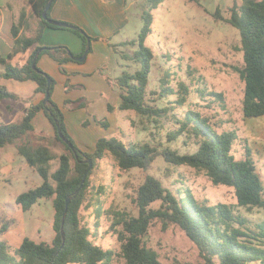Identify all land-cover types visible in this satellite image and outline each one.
<instances>
[{
    "label": "trees",
    "instance_id": "obj_1",
    "mask_svg": "<svg viewBox=\"0 0 264 264\" xmlns=\"http://www.w3.org/2000/svg\"><path fill=\"white\" fill-rule=\"evenodd\" d=\"M24 1L29 11L24 8L18 17H14L11 27L14 45L7 58L26 52L32 46L35 48L24 64L14 65L7 58L0 57V64L4 66L0 76L19 81L32 80L37 84L36 92L46 94L49 89L50 95L46 104L41 102L28 108L21 121L0 124V148L15 145L27 165L43 178L41 184L20 193L16 202L23 211H29L41 199H52L55 235L51 242H38L24 237L18 247L12 250L2 238L12 227L13 220H1L0 264H111L115 255L121 256L126 264H164L158 251L145 241L156 223H161L164 230L172 225L178 226L197 245L205 264H264V220H252L240 210L244 208L246 213L252 214L256 208L264 209V185L252 149L246 146L244 157L237 158L233 152L238 139L235 129L219 131L218 126L211 122L210 116L198 110L189 109L183 116L172 112L169 116L171 108L150 103L148 86L155 52L146 41L154 32L152 11L164 0H145L146 8L141 14L144 24L138 37L112 45L118 56L119 67L112 85L120 96V110L134 111L155 121L160 118L172 120L175 128L169 129L167 140L171 142L183 137L185 145L196 147L193 152L181 153L171 147L159 150L150 142L125 143L117 137H100L93 151L82 149L68 131L64 112L53 98L56 84L54 77L38 66V57V69L33 67L32 62L38 52L40 55L47 53L59 63L60 70L67 73L64 65L73 59L69 55L71 50L65 46H36L47 27L75 32L83 40V50L88 45V38H94L89 37L79 26L71 29L51 24L44 19L43 12L49 0ZM55 1L47 11L49 18H52L51 10ZM1 13L0 7V15ZM225 13L226 15L218 6L213 16L234 26L240 34L239 49L243 52V64L234 69L244 82V115L248 118L264 116V0H234ZM29 32L31 34L28 35ZM73 55L80 56L75 53ZM128 61L130 64L126 65ZM170 76L171 73L168 72L162 80V91L168 95L181 94L180 100L176 99L181 104L187 99L190 86L180 80L177 92L170 84ZM211 95L219 99L223 97L218 92H212ZM11 98L16 99L18 96L0 84V101ZM109 109L113 110V107L109 105ZM42 110L54 126L53 136L35 133L33 121ZM57 122L73 148L61 137ZM99 123L105 128L110 126L109 121ZM38 139L56 140L63 145L64 151L59 153L50 145L41 142L36 144L34 140ZM108 154L113 155L116 165L122 171L135 167L147 169L158 156H163L167 163L176 167L190 166L204 172L214 185L233 188L237 202L211 203L208 199L196 198L191 190L182 196L166 188L161 179L148 175L134 197L139 209L138 215H131L115 206L105 210L111 220V232L117 235L120 242L121 250L117 253L112 248L96 243L91 238L94 233L83 220L82 208L85 201L89 196L91 200H95L96 190L91 181V169L81 191L76 194L89 168L88 160H92L95 167ZM54 162L58 163L55 169ZM69 196H72V201L64 223V242L62 222ZM158 201L160 206L154 207L153 204ZM101 208L98 200L95 208L98 217L102 214Z\"/></svg>",
    "mask_w": 264,
    "mask_h": 264
},
{
    "label": "rangeland",
    "instance_id": "obj_2",
    "mask_svg": "<svg viewBox=\"0 0 264 264\" xmlns=\"http://www.w3.org/2000/svg\"><path fill=\"white\" fill-rule=\"evenodd\" d=\"M233 2L234 0H164L152 11L154 32L148 37L146 44L154 49L155 58L150 74L148 97L153 105L171 108L169 116L172 112L183 116L187 110L194 109L210 116L211 122L218 126L219 131L235 129L238 139L234 144L233 152L237 158H243L245 147L249 146L252 149L264 185V116L248 118L244 115V82L234 69L243 64V52L239 49L240 34L234 26L213 16L218 6L226 15L227 8ZM0 7L19 15L27 5L24 0H0ZM145 8V0H138L132 8H129L131 24L117 37L118 41L138 37L144 24L141 14ZM27 10L29 11V7ZM72 34L82 42L77 34ZM55 46H65L72 51L67 43ZM129 64V61L126 62V65ZM117 72L119 73V67ZM168 72L171 73L170 84L175 87V91H179L180 80L190 86L187 99L181 104L176 102V99L180 100L182 97L181 94L168 95L162 91V80ZM212 92L221 93L223 97L219 99L211 95ZM118 115L113 131L105 132L102 136L117 137L125 143L150 142L159 150L171 147L181 153H187L196 149L193 145H185L183 137L171 142L167 140L169 129L175 128L172 120L160 118L155 121L153 118L127 110H120ZM81 132L89 139L92 134L97 135L96 131L91 133V130L86 128ZM34 141L36 144L41 142L50 145L56 152L64 151L63 145L56 140ZM8 148L12 146L9 145ZM57 165L58 163L54 162L53 168L55 169ZM93 166L91 181L96 190L95 200H91L89 196L85 201V206L82 208L83 220L94 233L91 238L96 243L105 248H112L117 253L121 250L120 242L117 235L111 232V220L105 210L115 206L130 212L131 215H138L139 209L134 197L148 175L161 179L166 188L182 196L191 190L196 198H205L211 203L237 202L233 188L214 185L204 172L190 166H173L167 163L163 156H158L147 169L135 167L129 171H122L110 154L105 155L95 167ZM32 171L33 177L30 178L32 180L27 186L24 188L21 187L23 185L8 186L6 189L2 187L0 197L2 199L9 197L8 194L12 190L21 193L24 189L41 184L43 178L34 169ZM179 190L181 193H178ZM98 200L102 206L100 217L95 211ZM153 206L159 207L160 201ZM240 210L252 220H264V209L256 208L252 214L246 213L244 208ZM54 214L52 199H41L29 211H23L15 202L0 206V222L6 221V218L13 220L12 227L3 235L2 240L7 241L12 250L18 247L24 237H30L38 242H51L55 235ZM145 241L148 246L158 251L160 260L164 264H205L197 245L178 226L172 225L164 230L161 223H156L151 227ZM111 264L126 263L121 256L115 255Z\"/></svg>",
    "mask_w": 264,
    "mask_h": 264
},
{
    "label": "crops",
    "instance_id": "obj_3",
    "mask_svg": "<svg viewBox=\"0 0 264 264\" xmlns=\"http://www.w3.org/2000/svg\"><path fill=\"white\" fill-rule=\"evenodd\" d=\"M137 2L138 0H56L52 7L53 19L76 24L94 38L91 39V51L84 61L72 59L65 63L67 73L60 70L59 63L49 54L38 55V66L56 81L53 98L64 112L68 131L84 150L93 151L97 140L105 132H112L118 121L120 96L112 85L118 74V56L112 45L124 41H118L117 37L131 24L128 11ZM1 10L0 57L7 58L14 45L11 31L13 18L18 17L22 10L19 15L4 10V7ZM68 31L64 28L47 27L36 46L67 43L75 54H82V38L77 34L82 40L80 42L72 34L75 32ZM34 48L32 46L26 52H19L13 58L7 59L14 65L24 64ZM3 71L4 66L0 64V72ZM0 84L18 96L16 99L0 101V124L21 121L28 108L46 98V94L36 92L37 84L32 80L19 81L0 76ZM109 105L113 110L109 109ZM99 121H109L110 126L105 128ZM33 123L36 134L54 135V126L43 110L36 115ZM84 128L91 130V133L96 131L97 135L92 134L91 139L85 138L81 132ZM11 146L10 149L9 146L0 148V190L8 186L23 185L21 187L24 188L33 177L32 168L18 154L16 146ZM19 194L12 190L9 197H0V206L13 202L18 205L16 199Z\"/></svg>",
    "mask_w": 264,
    "mask_h": 264
},
{
    "label": "water",
    "instance_id": "obj_4",
    "mask_svg": "<svg viewBox=\"0 0 264 264\" xmlns=\"http://www.w3.org/2000/svg\"><path fill=\"white\" fill-rule=\"evenodd\" d=\"M52 2H53V0H49V1L47 2V4H46V8H45V10H44V12H43V18L46 19V20H48V22H50L51 24H54V25H57V26L66 27V28H71V29H77L78 26L75 25V24H71V23H68V22L55 20V19H53V18H49V17H48V15H47V11L50 9V7H51V5H52ZM90 48H91V39L88 38V45H87V48H86V50H85V52H84V54H83L82 56H79V57L74 56L72 52H69V55H70L73 59H75V60H78V61H84L85 58H86V56H87V54H88V52H89V50H90ZM39 53H40V52H38V53L35 55V57H34V59H33V62H32L33 67H34L35 69H38V67H37V65H36V59H37ZM48 79H49V84H51V83H52V79H51V77L49 76ZM49 95H50V93H49V89H48V91H47V93H46V98L43 100V103H44V104H46V101H47V98L49 97ZM57 127H58V131H59L61 137L65 140V142H66L67 144H69V145L73 148V145H72L71 141H70L69 139H67V138L64 136V134L62 133V130H61L60 124H59L58 122H57ZM88 161H89V168H88V170L85 172V174H84V178H83V180H82V182H81V185H80V187L76 190V194H78V193L81 191V189H82V187H83V185H84V182L86 181V178H87V176H88V172H89V170H90V169L92 168V166H93V162H92V160H88ZM71 201H72V196H69V197L67 198V200H66V206H65V210H64V214H63L62 233H63V239H64V242H65V233H64V230H63V229H64V223H65V218H66V216H67L68 209H69V205H70ZM64 242H63L62 246H64Z\"/></svg>",
    "mask_w": 264,
    "mask_h": 264
}]
</instances>
